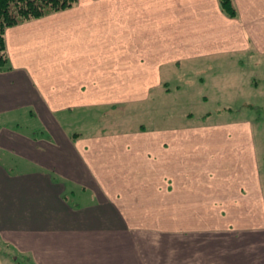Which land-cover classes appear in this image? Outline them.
Returning <instances> with one entry per match:
<instances>
[{"label": "crops", "instance_id": "crops-1", "mask_svg": "<svg viewBox=\"0 0 264 264\" xmlns=\"http://www.w3.org/2000/svg\"><path fill=\"white\" fill-rule=\"evenodd\" d=\"M234 3L237 18L219 0H79L6 31L0 151L20 163L0 164L1 264H139L140 231L225 234L264 264L251 122L107 134L64 124L145 104L184 64H264V0ZM20 118L42 131L8 125ZM76 188L95 203L75 206Z\"/></svg>", "mask_w": 264, "mask_h": 264}, {"label": "rangeland", "instance_id": "rangeland-1", "mask_svg": "<svg viewBox=\"0 0 264 264\" xmlns=\"http://www.w3.org/2000/svg\"><path fill=\"white\" fill-rule=\"evenodd\" d=\"M170 82L164 90L152 94L150 101L145 104L102 109L97 116L92 115L87 128L80 119H65V128L85 132L91 129V134H107L142 126L148 129H178L248 121L252 124L258 148L264 186V64L215 60L184 64L179 72L172 74ZM0 120V124L6 121ZM16 120H7L8 125L17 128L16 122H21L27 124L24 128L29 131H42L37 121L30 120L27 123L28 120L24 118ZM3 156L0 151V164L7 167L20 163L17 157ZM75 190V196L71 197L75 206L95 203L92 192L78 188ZM131 240L133 246L138 248L139 264H258V257H261L258 250L252 252L249 255L251 262L247 263L241 254L239 240L229 239L225 234L162 236L155 232V235L147 236L140 231L138 238ZM237 248L238 252L234 253ZM16 255L20 260L21 257ZM3 258L0 256V264ZM212 259H220V262L215 263Z\"/></svg>", "mask_w": 264, "mask_h": 264}, {"label": "trees", "instance_id": "trees-1", "mask_svg": "<svg viewBox=\"0 0 264 264\" xmlns=\"http://www.w3.org/2000/svg\"><path fill=\"white\" fill-rule=\"evenodd\" d=\"M78 0H0V69L8 63L7 29L76 6ZM220 8L230 18L238 17L234 0H219Z\"/></svg>", "mask_w": 264, "mask_h": 264}]
</instances>
